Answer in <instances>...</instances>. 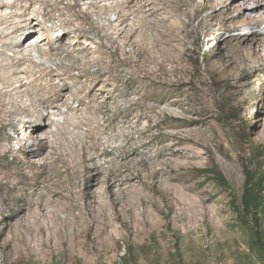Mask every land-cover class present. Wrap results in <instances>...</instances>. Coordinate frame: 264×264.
Returning <instances> with one entry per match:
<instances>
[{
  "label": "rangeland",
  "instance_id": "374dc122",
  "mask_svg": "<svg viewBox=\"0 0 264 264\" xmlns=\"http://www.w3.org/2000/svg\"><path fill=\"white\" fill-rule=\"evenodd\" d=\"M2 1L17 4L0 10L9 13L8 25L20 22L27 2ZM91 1H81L84 14L70 7L74 1H32L34 22L45 24L22 49L34 62L19 75L26 67L38 75L60 65L77 76L85 71L79 98L96 101L109 143L95 164L116 169L114 184L101 175L92 201L87 181L68 183L49 204L45 167L24 163L38 142L9 141L13 127L0 128L9 148L0 153V176L17 183L0 190V264H264L250 249L256 224L239 212L246 170L264 175V19L256 20L264 9L252 11L254 0H96L99 6L89 7ZM236 4L256 23L241 21ZM127 5L132 12L121 10ZM255 33L262 53L227 66L228 41L244 45ZM39 48L71 58L52 62ZM3 51L0 44L6 62L15 50ZM59 109H50L51 133L66 118L67 107ZM117 158L125 163L120 171ZM43 200L46 207L38 205Z\"/></svg>",
  "mask_w": 264,
  "mask_h": 264
},
{
  "label": "bare ground",
  "instance_id": "6f19581e",
  "mask_svg": "<svg viewBox=\"0 0 264 264\" xmlns=\"http://www.w3.org/2000/svg\"><path fill=\"white\" fill-rule=\"evenodd\" d=\"M18 1L28 3L24 4L23 6L21 5L23 10L22 12L17 13L20 19H22L20 22L8 25L7 20L9 18V13L0 12V44H2V48L5 49V51H3L4 55L7 53L6 50H15L13 55H7L6 62H1L2 60L0 61V128L3 129L6 126L13 127L16 134L14 136L11 135L10 137H6V139L9 141L15 140L16 137L20 138L22 136H28L29 139L38 142L37 145H29L28 150H26V152H28V157H26L24 163L31 164L33 166L35 165V167H45V172H42L40 175H44V177H46L45 181L49 184V188L46 192L51 197L49 204L51 203L54 205L55 197L63 194L62 187L65 184L72 183L78 188L81 181H87L88 197L92 201H95L92 190L95 186L100 184L99 178L101 175L107 173L108 177L106 184L112 186L114 183L110 184L112 183L110 176L113 177L112 174L116 171V169L113 168L105 171L102 164H98L99 166L95 164L99 160L97 153L99 154L98 150L100 147L102 145H109L108 142H103L104 140L102 139V134L104 129L102 128L103 126L98 124L97 118L94 114V111L96 112L97 110H100V108H96L94 105L95 100H90L87 102L84 97L79 98V94H82L84 90L79 88L78 84H82L81 78L85 74V71L77 76L70 71H66L67 69L64 70L63 65H60L56 69L42 68V70L38 72V75L36 73L37 69L35 71H31L29 70V67H26L22 69V73H25L26 76L21 77L19 75V69L22 66L26 65L27 63L30 64L34 62L31 58V53L28 52L30 49H26L25 51L28 53L25 54L23 53L22 49L26 47L28 48L27 44L33 39L37 27L43 26L45 24V20L34 22L36 14L30 9V5L33 0ZM65 1H74L75 3L73 5L70 4V7L80 8L81 10L82 0ZM95 1L93 0L87 5L89 7H97L99 2ZM254 2L255 7L252 11L255 12L259 9H264V2L262 0H254ZM241 3L243 4V2ZM237 4L234 5V9L239 11V14H237L238 18H241V21L243 19L246 23L252 24L256 20L264 19V14L258 15V17L256 16V20L253 19L249 14L246 13L247 9L245 10V8L247 7H240ZM16 6L17 4L8 5L0 0V10L3 8L12 9ZM121 10L132 12L129 5L121 6ZM84 13L85 12H83V14ZM110 25L111 24H109V27ZM259 36V34H253V38L249 40L250 42L245 40L246 43L244 45H241L240 42L233 45V40L228 41L231 45V48L225 55V63L227 66H238L240 62L249 63L252 57H249L248 55L258 56L261 50L258 49V53L254 48V44L258 41ZM20 37L21 40H19ZM62 39L63 37H60L58 41H61ZM236 40H239V38H236ZM53 51L54 50L45 51L40 48L38 50L41 56L47 57L48 59L52 60V62L56 58L62 56L61 60L65 64V62L69 61L68 59L71 58V55L68 52L63 51L60 48H58L55 53ZM76 58L77 57L74 59ZM83 61L84 60H82V62ZM87 70L89 69L87 68ZM70 81H72V83H70ZM73 87L78 88L76 93L69 92ZM77 98L79 99L80 106L73 107V103L75 100H77ZM62 106L67 107V111L64 114L66 118L62 124L60 123L62 125L60 126L61 128L58 131H53L54 133H51L46 128L54 125L56 121L53 119L54 113L51 112L50 109L55 107L57 110H60L59 108ZM108 127L110 128V126ZM51 135L54 137L53 142H51L49 139ZM120 138L122 141L125 139L123 128L120 133ZM122 148L123 146L121 149ZM8 150V146L0 141V153L2 152L6 155ZM112 153L113 151H108L105 149L103 155H112ZM37 157L41 159L37 160ZM120 159L121 158H117L113 160L114 164L118 162L117 171H120L125 165V163L122 162L124 157L121 161ZM19 163L23 164V162ZM51 174L54 176V178L51 177ZM7 179L8 178L0 176V190H7L10 185L14 190L17 189V183ZM46 193H43L39 190L36 192V195L43 199L47 197ZM44 204L46 205L44 200L38 203L39 206H44Z\"/></svg>",
  "mask_w": 264,
  "mask_h": 264
},
{
  "label": "trees",
  "instance_id": "16d2710c",
  "mask_svg": "<svg viewBox=\"0 0 264 264\" xmlns=\"http://www.w3.org/2000/svg\"><path fill=\"white\" fill-rule=\"evenodd\" d=\"M220 180L225 182L223 176L220 175ZM264 175H257L249 170H246L245 189L239 207V212L242 218H246L256 224L252 228L250 241V249L260 255L264 260ZM250 224V221L248 222Z\"/></svg>",
  "mask_w": 264,
  "mask_h": 264
}]
</instances>
